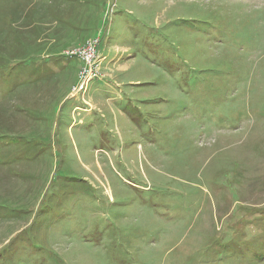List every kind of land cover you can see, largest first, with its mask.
I'll return each mask as SVG.
<instances>
[{"label":"rangeland","instance_id":"rangeland-1","mask_svg":"<svg viewBox=\"0 0 264 264\" xmlns=\"http://www.w3.org/2000/svg\"><path fill=\"white\" fill-rule=\"evenodd\" d=\"M0 264H264V0H0Z\"/></svg>","mask_w":264,"mask_h":264},{"label":"built area","instance_id":"built-area-1","mask_svg":"<svg viewBox=\"0 0 264 264\" xmlns=\"http://www.w3.org/2000/svg\"><path fill=\"white\" fill-rule=\"evenodd\" d=\"M98 50V41H90L82 49H79L76 52V54L80 56L86 64L84 70H82L81 76L86 75L85 73L87 72H91V77L89 79H92L94 76H96V74L92 72V64L98 56ZM87 66H89L88 69L86 68Z\"/></svg>","mask_w":264,"mask_h":264},{"label":"trees","instance_id":"trees-1","mask_svg":"<svg viewBox=\"0 0 264 264\" xmlns=\"http://www.w3.org/2000/svg\"><path fill=\"white\" fill-rule=\"evenodd\" d=\"M155 51V50H154Z\"/></svg>","mask_w":264,"mask_h":264}]
</instances>
